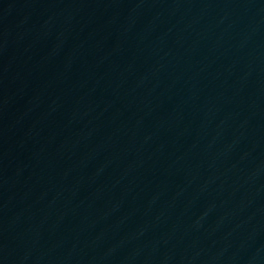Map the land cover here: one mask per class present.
Returning a JSON list of instances; mask_svg holds the SVG:
<instances>
[{
	"label": "water",
	"instance_id": "water-1",
	"mask_svg": "<svg viewBox=\"0 0 264 264\" xmlns=\"http://www.w3.org/2000/svg\"><path fill=\"white\" fill-rule=\"evenodd\" d=\"M0 264H264V0H0Z\"/></svg>",
	"mask_w": 264,
	"mask_h": 264
}]
</instances>
